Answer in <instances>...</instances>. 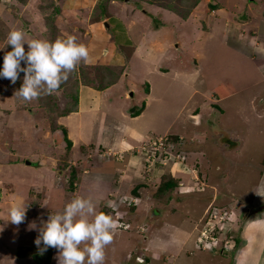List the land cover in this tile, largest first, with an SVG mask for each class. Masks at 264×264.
Returning <instances> with one entry per match:
<instances>
[{"label":"rangeland","instance_id":"1","mask_svg":"<svg viewBox=\"0 0 264 264\" xmlns=\"http://www.w3.org/2000/svg\"><path fill=\"white\" fill-rule=\"evenodd\" d=\"M131 1L141 7L146 18L140 22H144L143 28L173 30L158 38L151 35L149 43L166 41V35L170 40L180 37L183 42L180 47L178 41L170 42L169 48L179 47L178 56L170 49L159 52L157 46L150 47L149 56L143 60L140 54L135 56L133 67L161 63L179 72L182 61L183 72L191 77L184 84L182 80L171 81L172 74L153 76V101L142 119L145 125L138 127L144 136L137 144L138 138L127 133V127L136 122L111 115L124 106L117 95H121L128 80L137 85L134 91L149 93L150 84L142 83L140 78L144 74L133 71L117 90L113 88L96 104L88 96L84 107L96 106L93 119L102 115L104 121L111 114L107 128L114 129V135L119 137L111 135L112 142L109 139L100 147L96 134L101 132L89 115L86 120L92 125L86 130L89 140L85 151V144L69 148L51 114L73 110V95L81 86L96 87L105 93L117 82L122 68L81 61L57 90L30 100L15 95L22 85L23 73L15 86L9 79L0 78V264H38L33 257L25 256L45 253L40 250L43 245L34 248L35 239L48 216L59 212L52 211L54 207L64 208L66 201L75 196L97 199L103 194L96 211L111 213L119 221L112 242L105 248L103 264H232L231 258L240 246L238 240L262 228L264 211L259 209L264 206V187L259 189L261 195L256 190L264 178V0ZM143 3L168 10L186 23L174 19L168 24ZM7 4L0 0V66L4 54L11 50L6 39L9 31L25 32L31 26L25 27V4ZM108 4V0H102L94 12L76 19L94 23L102 15L103 23ZM76 19L66 16L58 24L57 18H49L41 38L30 32L26 37L52 42L73 35L77 42L85 44V25ZM31 28L41 31L35 24ZM113 98L119 100V108H110ZM144 106V102L133 106L131 113ZM62 119L58 122L68 130L75 127L72 136L76 139L81 134L76 130L78 120ZM79 138L84 140L83 136ZM46 159L51 164L45 162L47 167L39 171L38 165ZM52 162L62 175L59 179L46 172L54 166ZM43 190L51 195L50 202H45L49 195ZM57 190H62L63 195ZM12 191L25 199L26 213L19 224L9 220L13 203L8 194ZM109 202H113L112 206ZM213 208L217 216L223 212L229 216L224 231L217 236H223L219 242L222 246L236 245L231 253L228 248L220 250L221 245L214 250L217 252L204 250L198 243L199 237L210 238L205 230ZM253 221L256 223L248 226ZM8 247L17 252L14 254ZM50 248V264H57V249ZM19 254L25 256L18 257Z\"/></svg>","mask_w":264,"mask_h":264},{"label":"crops","instance_id":"2","mask_svg":"<svg viewBox=\"0 0 264 264\" xmlns=\"http://www.w3.org/2000/svg\"><path fill=\"white\" fill-rule=\"evenodd\" d=\"M2 1H7L8 2L7 6L12 5V6L18 7V6L25 4V16H27L28 18V20L25 19V27L28 25H31L29 28L26 29L25 33L27 35V33L30 32L31 35H37L38 38H41L42 32H43L42 30L48 25V22H49V20H47L44 15L50 14L51 12L55 11L54 8L56 9L59 8V14L53 16L54 18H57L56 23L59 24L58 21H60V18L63 19V17L67 16V17H70V19L75 20L77 16L80 17L81 15H84V14L87 15V13L89 14V13L94 12L96 7L99 5V3L102 0H2ZM108 2L109 4L106 10V16L104 17L105 22L109 24L108 29H106V27L104 26L105 22L102 23L101 21V19H103L102 15L98 20L95 19L96 21L94 23L87 22L86 18L76 19L77 20L76 22L78 24L82 23L85 25L84 35L87 38L86 40L87 42L85 43V45H87L89 49V59L87 61V64L91 63L93 65H100L102 67H109L111 69L112 68H118V69L122 68V72L119 71L120 73L117 78V82L113 83L112 86H110L107 90H105V93L98 91L96 87L92 88L89 86H81L79 90L80 97H79L78 111L73 112L66 117H63V119L67 118L69 120L72 117L76 118L79 123L78 127H76V130L80 132L81 134H78L76 139H74L72 136V130L75 127H72L69 130L66 127L67 132H68V138L71 141L73 139L76 140V142L74 140H73L74 142L72 141L73 142L72 150L73 148H75V146H78L80 144H85V147H82L83 151L88 149L87 147L88 145L86 144L88 143L89 139L87 138L88 134L86 130L90 129L92 125V123L90 125V123H88L86 120L87 116L89 115H92L91 119L97 122L98 124L97 130L101 132L99 133L100 135L98 134V132L96 134V142L100 144L99 145L100 147H104V145L107 144L106 141L109 142V139H110V142H112V139L110 138L111 135L112 137L115 136V139L119 137V134L114 135L115 133L114 129L112 130V128L110 129L107 128V122L111 114H108L104 121H102V118H105V117H102V115L101 116L97 115L94 118L95 120L93 119L94 115H96V113L94 112V108H96V106L95 107L94 105L88 106V108L84 107L85 100L87 99L88 96L92 97L94 104H96V100L98 101V98L107 97V95L110 92H112V90H114L113 88L117 90L120 83L125 78L128 80L131 74H133V71H135L136 73L139 72L140 74H144V76L141 75L140 78H141L142 83L148 82L150 84L149 93L143 92L142 89H140L139 93L137 91H134L135 89H138V88H137V85H135L130 79L127 82L126 88L123 89L122 93L120 92L121 95L120 94L117 95L118 99L120 98L121 99L120 101L124 102V106L122 108L121 106L120 108L117 107L116 105L119 104V100L113 98L115 99V101L113 100L114 101L112 103L113 106L110 107V108L117 107L120 110L119 113L115 112L116 114H112L111 116L119 114L120 116L127 118L128 123L136 122V124L129 125V127H127V130H128L127 133L132 136H135L134 138L136 137L138 138L137 140H135L137 144L140 137L142 135L144 136V134L140 133L138 127L140 124L145 125L146 122L142 121V119L147 115V110L150 109V104L153 101L152 96H154L153 95L154 93H152L151 91L152 86L153 87L155 86L154 85L155 80L152 79L153 76H156L155 74H157L158 76H168L172 74L174 77L172 78L171 81L182 80L186 82L184 84H187L188 78L191 77L190 74L186 75L185 72H183L184 70H183L182 61L179 62V64L182 66L181 69H179L180 70L179 72H177L174 68H171L170 65H165V64L162 65L161 63L145 64L146 67L142 65L143 67L141 66V68L139 69H137L136 67H133L132 62L135 60V56L140 54L141 59L143 60L145 57L149 56L147 54H148L150 47L157 46V50L159 52L160 51L163 52L165 49H170L173 51L172 52L173 55L178 56V49L180 46H183V42L181 41L180 37H177V39L174 38L173 40L172 39L170 40L168 39L166 35V39H167L166 41L162 40L161 43H156V44L149 43L148 39L151 35L156 36L158 38L160 36H164L165 33H167L168 31H169V34L172 33L173 30L170 29V27H161L160 29H155V30H152L151 28L150 29L143 28L141 24H143L144 22L142 23L140 22L142 19H146V18L144 14L142 13V11L140 10L141 8H139L137 4H127L124 2H120L118 0H108ZM143 6L145 7L147 6V8H150V9L153 8V11L151 12H154L153 14L155 16H157L159 19L162 18V20L166 22H169L170 20L173 21L175 19L177 22H180L182 24L186 23L183 19L179 18L178 16L176 17L175 15L170 13L168 10H164L156 5H150L149 3H143ZM28 12H31V13L29 14ZM34 24L36 25V28H39L41 31L34 32L35 28H31L33 27ZM168 24H170V22ZM135 28L137 32L135 31ZM28 38L25 37L27 41L32 40ZM175 41L176 42L178 41L180 43L179 47H177L176 49L169 48L170 42L175 43ZM195 70L198 72V69H195ZM118 92H119V89H118ZM134 92H137V93L135 94ZM128 94H130L129 96L131 98L128 97ZM178 95L179 94L175 93V96H178ZM143 102L145 106L143 107V109L137 110L138 111L137 113L139 114L135 112L137 115L134 116L135 114H132L134 113V111L131 113V111L134 108L133 106H140L141 103ZM98 116H99V120H98ZM100 128L102 129L100 130ZM109 130H112V133L109 132ZM79 136L81 137L83 136L84 140L80 139ZM47 161L43 160L41 165H38V167H41L39 171H41V169L46 168L47 167L46 164H51V162L49 161L47 162ZM53 163L54 162H52V164ZM43 164L45 166H43ZM129 164H130V160H129ZM56 166L57 165H54L53 166L54 168L52 167V169L47 168L46 172L50 171V175L52 177H54L55 179H59V177L60 176L62 177V175L59 176V171ZM109 166H111V164H109ZM54 182H55V186H58L60 189L61 186L59 184H56L57 181H54ZM18 185L19 184H16L14 186H18ZM43 191L46 193V191L48 190H43ZM57 191L59 192V194L60 192L61 194L63 193L62 190L61 191L57 190ZM12 192H13L12 194L11 193L8 194V197L12 195L11 196L12 199H10V202L12 203L22 202L24 205L25 199L16 197L15 191H12ZM45 195H49L47 196L46 198L47 200H45V202H50L52 200V198L50 197L51 195L48 193H46ZM90 196H94V195L90 194ZM90 198L94 199V197H90ZM94 200L97 201L95 202L96 206H99L103 200V194L98 195L97 199H94ZM69 202L70 201H66V204H68ZM63 210L64 208L57 209L54 207L52 211L63 212ZM261 222H262V228L258 233H255V234L253 233L251 236L246 237V239L240 240V243H239L240 246L238 247L237 252H235L233 256L231 255L232 264H264V239H263L264 234H261V232L264 230V221L261 220ZM255 223L256 222L253 221L248 226L251 227V225ZM33 245L36 246L35 243ZM7 249H9L14 254L17 252L15 248L13 247H8ZM170 255L171 257H173V254H170ZM221 255H224V254L221 253ZM228 260L230 259L228 258ZM164 264H166V262H164Z\"/></svg>","mask_w":264,"mask_h":264},{"label":"clouds","instance_id":"3","mask_svg":"<svg viewBox=\"0 0 264 264\" xmlns=\"http://www.w3.org/2000/svg\"><path fill=\"white\" fill-rule=\"evenodd\" d=\"M125 3L136 4L131 0H125ZM25 37L26 33L22 29L9 31L6 39L11 50L4 54L3 64L0 66V78H7L13 84L20 77V73L24 74L22 85L15 91V95L24 100L53 93L62 81L68 79L69 73L81 61L87 63L89 59L88 46L77 42V37L73 35L57 38L52 42L46 39L26 41ZM261 187H264V178L257 186L258 195H261L259 191ZM112 204L113 202H109V206ZM25 213L26 208L22 202L13 203L9 209V220L19 224L23 221ZM116 215L119 216V213ZM208 219L205 231L209 232L210 238L202 240L199 237L198 243L204 246V250H218L223 236L220 238L217 233L224 231L225 223L220 228V223L213 221L214 229L210 230ZM119 226L118 219L111 213L97 212L96 204L91 198L75 196L66 204L63 212L51 213L48 216L34 241L36 245L34 248L37 250L41 245H43L41 251H46L49 247L56 248L57 264H103L105 248L112 242ZM223 246L220 250L228 248L226 245ZM235 246L230 245L227 249L229 253L234 251Z\"/></svg>","mask_w":264,"mask_h":264},{"label":"trees","instance_id":"4","mask_svg":"<svg viewBox=\"0 0 264 264\" xmlns=\"http://www.w3.org/2000/svg\"><path fill=\"white\" fill-rule=\"evenodd\" d=\"M118 1L122 2L121 0H118ZM107 8H108V5H107ZM54 9H55V11L51 12L50 14L44 15L47 20H49V18H53L54 13H59V10L58 9H56V8H54ZM20 79H21V77L18 78V80H20ZM16 85H18V84H16ZM12 86H15V85L13 84ZM79 90L80 89H78V91H76L75 94L73 95V100L72 101L74 102L73 107H75L73 110H68L67 112L65 111L63 113H60L59 115L57 114V116H56L55 113L54 114L53 113L51 114L52 117H54V118H52L53 119L52 121H54V123H55V128L58 129V130H61L63 132L64 137H65V140H66L69 148L72 146V141L67 137L68 132H67L66 127H64V125L63 124H60L58 121H59L60 118L66 117V116L70 115L71 113L78 111V109H79ZM137 112L138 111H136V113ZM136 113L134 112L132 114H135L134 116H136L137 114H139V113H137V114ZM241 154H243V153H241ZM243 156L244 155H241V157H243ZM172 185L173 184H171V183L168 184V186H170V187ZM197 185H198V182H197ZM51 254H52V249L49 247V248H47V250L45 251L44 254H38V252H36L34 254H31V257H33L38 264H50L51 257H52ZM23 255L24 254H19L18 256L19 257H24L25 255L24 256ZM28 256H30V255H28Z\"/></svg>","mask_w":264,"mask_h":264},{"label":"built area","instance_id":"5","mask_svg":"<svg viewBox=\"0 0 264 264\" xmlns=\"http://www.w3.org/2000/svg\"><path fill=\"white\" fill-rule=\"evenodd\" d=\"M213 211H215V210L214 209L212 210V215L208 219V228L209 229H211V228L214 229V224L212 223L213 221H216L217 223H220V225H221L220 228H222L224 226L225 221H226L227 213L223 212L221 215L217 216L215 214V212H213ZM217 218H219V219H217Z\"/></svg>","mask_w":264,"mask_h":264},{"label":"water","instance_id":"6","mask_svg":"<svg viewBox=\"0 0 264 264\" xmlns=\"http://www.w3.org/2000/svg\"><path fill=\"white\" fill-rule=\"evenodd\" d=\"M128 2V1H127ZM104 26L106 27V29H108V27H109V25H108V23L107 22H105L104 23ZM259 210H264V206L263 207H261Z\"/></svg>","mask_w":264,"mask_h":264}]
</instances>
